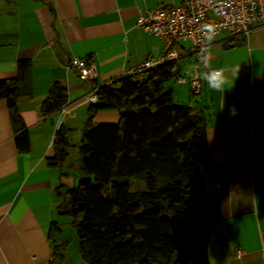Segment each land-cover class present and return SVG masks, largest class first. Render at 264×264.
Wrapping results in <instances>:
<instances>
[{
  "label": "crops",
  "instance_id": "crops-1",
  "mask_svg": "<svg viewBox=\"0 0 264 264\" xmlns=\"http://www.w3.org/2000/svg\"><path fill=\"white\" fill-rule=\"evenodd\" d=\"M182 1L0 0V79L16 76L18 60L29 59L32 90L31 97L16 102V128L22 127L28 137L25 150L15 142V125L6 99L0 97V264H55L53 247L66 240L57 211L62 168L46 159L55 131L61 123L71 135L82 130L89 103L84 97L93 83L101 86L117 80L127 67L160 55L164 42L136 27L138 12ZM224 36L221 33L209 48L207 66L198 69L199 95L190 98L187 81L174 78L176 87L167 81L163 85L171 89L172 101L200 107L206 116L205 142L223 188L219 221L207 244L209 264H264V137L250 130L264 97V23L256 25L246 40L221 45L218 40ZM173 47L178 53L174 59L178 77L187 80L193 66L188 70L186 59L193 65L199 53L191 51L186 39ZM83 56L94 64L92 82L79 79L66 65L69 58ZM215 69L227 77L220 90L203 79ZM54 81L67 88L64 111L43 116L39 105ZM117 119L115 109L98 110L92 118L94 123ZM52 222L58 223L59 232L49 235ZM61 249L60 264H86L77 241L70 245L67 240Z\"/></svg>",
  "mask_w": 264,
  "mask_h": 264
},
{
  "label": "trees",
  "instance_id": "trees-1",
  "mask_svg": "<svg viewBox=\"0 0 264 264\" xmlns=\"http://www.w3.org/2000/svg\"><path fill=\"white\" fill-rule=\"evenodd\" d=\"M30 66L29 59H20L16 76L0 79L20 150L28 148V137L16 128V102L32 96ZM178 76L171 60L140 79L123 75L110 84L93 83L96 100L88 103L78 142H70L64 123L55 131L46 156L50 164L62 168L68 148L78 151V181L57 190V211L69 216L86 264H209L207 244L219 221L222 180L205 142L204 110L173 105L172 91L163 85ZM199 94L190 92V98ZM66 101V86L54 81L39 112H56ZM104 109H115L117 121L94 123V113ZM256 122H264V97ZM131 180L145 188L130 189ZM57 224H50L49 235L59 232ZM66 243L53 247L55 264L62 263Z\"/></svg>",
  "mask_w": 264,
  "mask_h": 264
},
{
  "label": "built area",
  "instance_id": "built-area-1",
  "mask_svg": "<svg viewBox=\"0 0 264 264\" xmlns=\"http://www.w3.org/2000/svg\"><path fill=\"white\" fill-rule=\"evenodd\" d=\"M261 23H264V0H184L178 4L161 3L155 8H144L138 12L135 25L159 37L164 42L163 50L156 58L148 57L127 67L124 75L140 79L148 69L176 59L178 53L173 45L180 39H186L190 42L191 51L199 53V60L194 61L193 73L187 80L177 77L176 81H187L190 91L197 94L201 90L198 69L200 66L206 67L200 62L202 50H209L221 33H225L218 40L221 45L246 40L252 29ZM202 25H210L212 31L202 30ZM66 65L81 80L92 82L96 77L94 64L87 56L71 57ZM95 90L92 87L84 100L95 101ZM60 111H64L63 106ZM250 130L252 135L264 137V122L251 121ZM236 253L239 254L240 250L237 249Z\"/></svg>",
  "mask_w": 264,
  "mask_h": 264
},
{
  "label": "rangeland",
  "instance_id": "rangeland-1",
  "mask_svg": "<svg viewBox=\"0 0 264 264\" xmlns=\"http://www.w3.org/2000/svg\"><path fill=\"white\" fill-rule=\"evenodd\" d=\"M182 64V62H181ZM186 66L188 70L192 69V63L190 60H188V58L186 59ZM184 73V70L182 72V74ZM168 85L170 86H174L176 87V84L173 82V80H169L167 81ZM186 87V86H184ZM197 100V99H195ZM173 105L176 106H184L182 105V103H177L176 100L173 101ZM80 135H81V131L80 130H76L73 135L69 134V138H70V142L72 144L78 142V140L80 139ZM77 156H78V151L76 146H70L68 148V155H67V159L65 161L64 166L62 167L61 171L65 173V175L63 176V178L61 179V181L63 182V190L66 187H70L73 184H75L78 181V169H77ZM74 180V183H73ZM145 186L142 182L138 181V180H131L130 181V189L132 190H138V189H144ZM62 224H61V228H62V234L63 236L68 240V243L70 242V245L73 244L74 242H76V234H75V230L74 227L72 226V224L70 223V218L68 215H62ZM137 264V263H134Z\"/></svg>",
  "mask_w": 264,
  "mask_h": 264
},
{
  "label": "clouds",
  "instance_id": "clouds-1",
  "mask_svg": "<svg viewBox=\"0 0 264 264\" xmlns=\"http://www.w3.org/2000/svg\"><path fill=\"white\" fill-rule=\"evenodd\" d=\"M202 30L206 32H211L212 28L210 25H202ZM211 40V36H209V41ZM211 55V52L208 50H202L201 55V63L205 66L208 64L209 56ZM239 69H236L233 72V75L237 78ZM203 79L206 80L208 85L212 88H215L217 90H220L222 85L227 82V77L224 75V71L222 69L217 70H209L204 76Z\"/></svg>",
  "mask_w": 264,
  "mask_h": 264
}]
</instances>
